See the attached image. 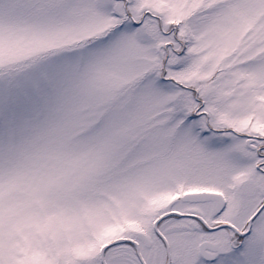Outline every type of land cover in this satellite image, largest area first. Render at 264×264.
Returning a JSON list of instances; mask_svg holds the SVG:
<instances>
[{
  "label": "snow or ice",
  "instance_id": "6c2138e0",
  "mask_svg": "<svg viewBox=\"0 0 264 264\" xmlns=\"http://www.w3.org/2000/svg\"><path fill=\"white\" fill-rule=\"evenodd\" d=\"M0 264H264V0H0Z\"/></svg>",
  "mask_w": 264,
  "mask_h": 264
}]
</instances>
